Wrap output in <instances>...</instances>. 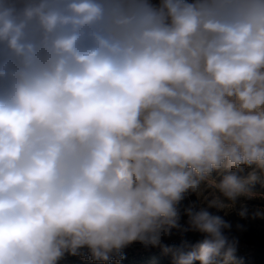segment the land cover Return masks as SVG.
<instances>
[{"label": "clouds", "instance_id": "1", "mask_svg": "<svg viewBox=\"0 0 264 264\" xmlns=\"http://www.w3.org/2000/svg\"><path fill=\"white\" fill-rule=\"evenodd\" d=\"M256 184L264 0H0V264H236Z\"/></svg>", "mask_w": 264, "mask_h": 264}, {"label": "rangeland", "instance_id": "2", "mask_svg": "<svg viewBox=\"0 0 264 264\" xmlns=\"http://www.w3.org/2000/svg\"><path fill=\"white\" fill-rule=\"evenodd\" d=\"M254 190L264 192L260 184L254 186ZM190 200H195L192 196ZM188 201H185L187 203ZM249 206L264 207V200L256 199L248 201ZM238 210V206H237ZM223 215V213H219ZM226 220L235 224L245 226V231H237L233 228V235L239 240L236 264H256L258 259L264 260V220L241 219L237 216L236 210L225 217ZM202 239L198 233H176L172 237L164 238L163 243L169 246H180L182 242L195 243ZM124 259L120 264H172L170 255H165L160 248L145 247L142 244L134 243L123 250ZM63 264H91L79 257H68ZM115 264V262H113ZM221 264H224L221 261Z\"/></svg>", "mask_w": 264, "mask_h": 264}, {"label": "trees", "instance_id": "3", "mask_svg": "<svg viewBox=\"0 0 264 264\" xmlns=\"http://www.w3.org/2000/svg\"><path fill=\"white\" fill-rule=\"evenodd\" d=\"M256 264H264V260H260V259H258V260L256 261Z\"/></svg>", "mask_w": 264, "mask_h": 264}]
</instances>
